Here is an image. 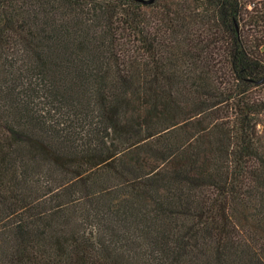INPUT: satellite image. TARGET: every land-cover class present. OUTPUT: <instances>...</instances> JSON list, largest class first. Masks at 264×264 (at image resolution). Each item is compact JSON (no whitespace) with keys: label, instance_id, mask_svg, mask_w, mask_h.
Listing matches in <instances>:
<instances>
[{"label":"trees","instance_id":"16d2710c","mask_svg":"<svg viewBox=\"0 0 264 264\" xmlns=\"http://www.w3.org/2000/svg\"><path fill=\"white\" fill-rule=\"evenodd\" d=\"M0 264H264V0H0Z\"/></svg>","mask_w":264,"mask_h":264},{"label":"water","instance_id":"95a60500","mask_svg":"<svg viewBox=\"0 0 264 264\" xmlns=\"http://www.w3.org/2000/svg\"><path fill=\"white\" fill-rule=\"evenodd\" d=\"M137 1L144 3L146 5H150L155 2V0H137Z\"/></svg>","mask_w":264,"mask_h":264}]
</instances>
